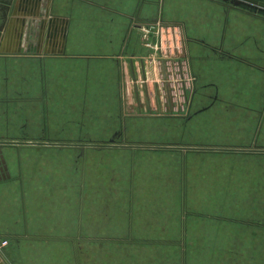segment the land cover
Here are the masks:
<instances>
[{
	"label": "crops",
	"instance_id": "crops-1",
	"mask_svg": "<svg viewBox=\"0 0 264 264\" xmlns=\"http://www.w3.org/2000/svg\"><path fill=\"white\" fill-rule=\"evenodd\" d=\"M5 2L0 0V264H83L84 243L162 240L140 231L147 226L142 212L162 213V195L143 208L129 166L120 169L137 150L139 161L157 151L179 155L177 143L142 142L141 134L162 130L164 120L178 131L171 121L181 118L182 130L204 113L232 116L238 110L252 118L253 152L264 156V15L221 0H10L4 12ZM181 11L188 18H172ZM181 27L182 63L193 81L189 92L183 87L180 103L172 78V64L180 59L171 54L164 79L161 56L146 42L147 32L157 41L158 30L177 36ZM191 147L235 154L248 146ZM181 173L183 212L187 175ZM62 197L61 215L56 205ZM98 260L93 255L92 264Z\"/></svg>",
	"mask_w": 264,
	"mask_h": 264
},
{
	"label": "rangeland",
	"instance_id": "rangeland-1",
	"mask_svg": "<svg viewBox=\"0 0 264 264\" xmlns=\"http://www.w3.org/2000/svg\"><path fill=\"white\" fill-rule=\"evenodd\" d=\"M175 17L188 18L182 11L176 12L172 18ZM147 33L149 38L146 43L156 44L154 32ZM162 33L164 46L166 47V41L169 46L173 45L174 35L170 30L163 29ZM176 39L178 45L179 39L181 43L183 41L182 36L177 35ZM139 41L142 42V34ZM136 44L139 42L136 41ZM171 54L180 60L183 58L181 54L174 55L173 49ZM163 56L160 58L166 59L165 53ZM176 69H173L172 78L178 84L173 83V88L177 86L181 103L184 98L183 87L189 92L190 81L185 71L179 79ZM162 101L165 103L163 97ZM183 108L184 106L178 114H183ZM238 112L237 110L232 116H221L215 112V116L211 117L204 113L197 118H191L194 120H190L182 130L180 125L184 122L181 118L179 122L171 121L179 125L178 131L168 126V120H164L162 130L157 128L156 132L141 134L142 137L146 136L142 138V142L179 144L175 151L179 155L157 151L151 153L152 158L141 161L137 150L131 154L129 163L124 161L120 169L123 173V167L128 169L129 166L132 186L136 195L140 192L141 196L138 197L142 200L143 208L147 203L150 209L155 197L162 195V213L159 215L157 211L151 210L142 212L140 220L142 226L147 225L140 229L143 236L162 240L153 243H84L83 264H92L93 255L99 258L97 264H264V156L253 152L256 144L252 142V118L241 117ZM237 121L244 122L241 124L236 123ZM202 143L248 147L239 149L240 153L235 154L191 151V146ZM60 154L66 156L64 152ZM182 169L187 175V202L183 212L180 179ZM136 188H139V192ZM131 196L132 199L135 197L132 189ZM150 202L152 203L149 205ZM175 203L177 211L174 210ZM65 204L62 197L61 203L56 205L61 215ZM69 211L68 216L72 217ZM183 219L184 227L181 223ZM96 227L98 232L102 230L100 223Z\"/></svg>",
	"mask_w": 264,
	"mask_h": 264
},
{
	"label": "built area",
	"instance_id": "built-area-1",
	"mask_svg": "<svg viewBox=\"0 0 264 264\" xmlns=\"http://www.w3.org/2000/svg\"><path fill=\"white\" fill-rule=\"evenodd\" d=\"M180 29H181V28H180ZM162 35H163L162 30H161V29L158 30V33H157V37H158V39H157V43L155 44L154 48H155V50L157 51V53H158L159 56L162 57L163 54L165 53V57H166V59H169V57L171 56V55H170V50H167L166 48H163L162 43H163L164 41H163ZM148 45H149V44H148ZM149 46H150V45H149ZM172 49H173V54H174V55L181 54V55L183 56V54L181 53V51H180V53H179V50L176 49V42H175V41H173ZM166 59L161 58V60L158 62V67H159L161 73H162V70H161L162 64H161V62L165 63V65H166V62H167V65H170V64H169V61L166 60ZM183 59H184V58H183ZM182 62H183L182 60H179L177 63L172 64L174 69L177 68L176 70H177V73H178V77H179V79H180L181 77H183L184 71H185V73H187V71L184 69V65H183L184 63H182ZM168 67H169V66H168ZM161 75H162V74H161ZM187 75H188V73H187ZM162 78H163V75H162ZM167 79H168V78H167ZM188 79H189V81H190V85H191V77H190L189 75H188ZM162 80H163V79H162ZM163 82H165V81L163 80ZM5 245H7V242H6V241H3V242L1 243V246H5Z\"/></svg>",
	"mask_w": 264,
	"mask_h": 264
},
{
	"label": "water",
	"instance_id": "water-1",
	"mask_svg": "<svg viewBox=\"0 0 264 264\" xmlns=\"http://www.w3.org/2000/svg\"><path fill=\"white\" fill-rule=\"evenodd\" d=\"M225 3H229L230 5L234 6V7H238L244 10H249L252 12H257L260 15H264V0H222ZM10 0H6V2L4 3V6L2 9V11H6L7 6L9 5ZM162 67V75L163 78L166 79V73H165V68H164V63L161 62Z\"/></svg>",
	"mask_w": 264,
	"mask_h": 264
},
{
	"label": "bare ground",
	"instance_id": "bare-ground-1",
	"mask_svg": "<svg viewBox=\"0 0 264 264\" xmlns=\"http://www.w3.org/2000/svg\"><path fill=\"white\" fill-rule=\"evenodd\" d=\"M179 37H181L182 36V43H181V39H179L180 40V45H178L177 44V39H176V36L174 35L173 36V41H175L176 42V49L177 50H179V51H181V53L183 54V55H185V57H186V49H185V43H184V41H185V39H184V31H183V28L181 27V29H180V34L178 35Z\"/></svg>",
	"mask_w": 264,
	"mask_h": 264
},
{
	"label": "flooded vegetation",
	"instance_id": "flooded-vegetation-1",
	"mask_svg": "<svg viewBox=\"0 0 264 264\" xmlns=\"http://www.w3.org/2000/svg\"><path fill=\"white\" fill-rule=\"evenodd\" d=\"M222 1V0H221ZM223 2V1H222ZM223 3H225V2H223ZM225 4H228V5H230L229 3H225ZM232 6V5H231Z\"/></svg>",
	"mask_w": 264,
	"mask_h": 264
}]
</instances>
